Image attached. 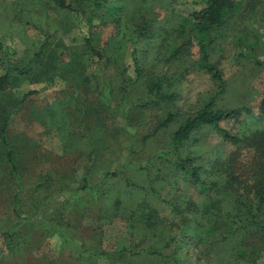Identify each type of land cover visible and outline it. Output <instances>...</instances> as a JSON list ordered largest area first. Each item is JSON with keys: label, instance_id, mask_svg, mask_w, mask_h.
<instances>
[{"label": "rangeland", "instance_id": "obj_1", "mask_svg": "<svg viewBox=\"0 0 264 264\" xmlns=\"http://www.w3.org/2000/svg\"><path fill=\"white\" fill-rule=\"evenodd\" d=\"M111 1L95 9L93 0H68L73 10L65 11L53 0H0V75L10 73L0 105L2 117L10 115L22 185L15 192L0 146V230L18 221L8 219L15 203L24 223L51 232L25 233L24 244L0 234V264H264L260 232L224 240L219 227L204 241L202 231L213 225L202 204L220 162L248 169L264 155V0H237L235 16L213 37L187 22L194 0ZM205 55L225 79L223 92L199 65ZM153 78L172 99L150 100ZM211 101L216 109H247L222 123L244 143L204 127L174 152L176 130ZM186 158L203 166L202 187L176 167ZM224 193L222 211L214 212L221 226L232 221L225 214L239 211L238 200L253 202L244 191L221 190L219 198ZM131 231L137 245L163 251L166 261L120 253ZM241 238L257 250L239 258L232 249Z\"/></svg>", "mask_w": 264, "mask_h": 264}, {"label": "trees", "instance_id": "obj_2", "mask_svg": "<svg viewBox=\"0 0 264 264\" xmlns=\"http://www.w3.org/2000/svg\"><path fill=\"white\" fill-rule=\"evenodd\" d=\"M54 4L62 10L71 11L73 10L72 5L68 2V0H53ZM111 0H93V6L95 9H105L108 5L112 4ZM241 1L237 0H194L193 11L191 12L187 22L190 25H194L200 33L208 34V36H212L223 27L229 20L233 19L236 14V11L240 7ZM118 11V10H117ZM119 12H122L120 10ZM95 13V12H93ZM148 25L145 23L140 30L146 31ZM90 51L95 53L96 55H100L99 51H96L90 44ZM121 44H118L117 50H120ZM116 50V48H115ZM137 64V59H135ZM201 68L205 69L211 77L218 82L219 88L221 92L225 90L226 82L223 78V75L216 64L210 61V58L205 55L201 62L199 63ZM20 72L19 70H17ZM10 73L0 75V93H3L7 89V85L9 82ZM148 95L152 102L164 101L168 99H172L171 95H168L164 92V85L161 79H150V82L147 85ZM34 91L30 93H26L22 99V103L26 102L29 95L33 94ZM4 108L0 105V146L4 147L3 151L5 153L6 162L9 163L11 172L6 174V176L13 178L15 184L17 186L15 192L22 191V185L19 182V162H17V157L12 152L10 147L9 138H8V125L10 115L2 117ZM242 111H247V109H233V110H222L216 109L215 103L212 101L209 102L206 106L200 109L194 116L189 117L183 124L179 126L176 130L173 140H172V149L174 152L179 154V151L184 146V144L190 139V137L203 129L204 127L212 128L218 131L221 136L224 138L226 142L232 143L233 145H241L244 143L243 139L232 135L229 133L223 126V122H228L232 120H237L242 116ZM260 112L264 115V96L260 103ZM173 120V115H169L168 118L160 124V127L167 126ZM0 152V156H1ZM195 159L186 158L181 159L178 163H175L176 167L180 170L184 171V174L193 184H196L200 187L204 185L203 178L201 173L203 171V166H198L194 164ZM1 162V161H0ZM233 160H225L222 163L220 162V167L218 168V182L215 181L213 184L205 189L206 195L203 200L202 208L204 209V217L203 218H211V222L213 225L205 230H202L206 235L204 241L210 239V233L216 232L219 227L222 228L221 235H223L224 240L230 238L233 234L235 235L238 231L240 234H251L256 235L261 234L264 235V221L262 216H264V155H255L253 160L251 161V166L247 169L245 165H234ZM117 173H113L115 176ZM1 178V177H0ZM16 178V179H15ZM1 180V179H0ZM1 188V186H0ZM231 191L232 193L239 194L240 192H246L247 197H252L253 202L250 204H242L241 201H237L239 203V211H233L232 213H227L224 215L226 218H232L231 222L224 221L220 225L219 217L220 212L216 215L215 211H222L221 204L228 197L227 193H224L220 198V191ZM238 198H241L238 196ZM16 199V195L14 200ZM194 210H198L201 208L198 202L192 203ZM207 205V206H205ZM17 205L14 203L12 206V212L8 215V219L11 216L15 217L17 215L18 221L13 224V227H9L8 229L0 230V234L2 238L5 239H15L17 242L25 243V236L22 237L23 234L28 232H35L36 230H43L44 236H48L50 231H47V227L43 223H34L32 225H28L24 223L19 213L17 212ZM177 214H182L186 211V207L178 208ZM215 215L213 218L211 215ZM188 217L183 220V225L188 224ZM234 224V225H233ZM236 226V227H235ZM199 230V228H197ZM201 230V229H200ZM47 231V233H46ZM131 242L130 245H126L122 247V254H131V255H152L163 257L166 261V257L163 254V251L153 249V248H143L137 245V240L135 239L136 234L131 231ZM215 242H218L217 235L212 236ZM242 239V238H241ZM223 240V239H222ZM244 239H242L243 241ZM260 241V239H258ZM257 246L250 244L247 241H243L240 245H236L232 250L237 252L239 258L243 257L245 253L250 250L254 252L257 250ZM252 248V249H249ZM206 251V249H203ZM169 259H167L168 261ZM235 264H239L240 261L238 258L234 259ZM240 264H244L243 262Z\"/></svg>", "mask_w": 264, "mask_h": 264}]
</instances>
